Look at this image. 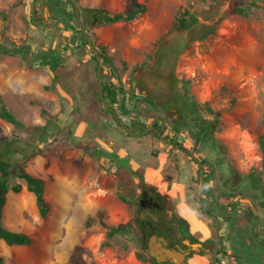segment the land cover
Returning <instances> with one entry per match:
<instances>
[{"label": "rangeland", "instance_id": "374dc122", "mask_svg": "<svg viewBox=\"0 0 264 264\" xmlns=\"http://www.w3.org/2000/svg\"><path fill=\"white\" fill-rule=\"evenodd\" d=\"M86 1L96 3L99 8H107L110 12L125 11L131 2ZM137 1L145 4L146 10L134 20L97 24L93 28L98 34L97 44L102 45L111 57L117 72L108 78L121 83L129 94L133 91L152 93L151 97L146 96L148 100H143L141 106H145V110L156 107L155 103L160 104V109L154 108V113L146 114V117L148 121L154 119L157 127L162 130L160 135L155 126H150L155 127L159 134L157 137L160 138H155L154 145L159 146L160 151L165 147L167 150L172 149V152L170 154L162 150L159 153V163L157 161V167L151 168L153 171L147 177L149 188L160 189L164 199L165 196L169 197L171 207L183 213L184 220L192 230L203 229L206 233L202 222L205 215L201 212V216L196 209H199L201 200L208 197L204 192L200 194L201 189L197 192L201 202H197L198 195L194 197L193 190L185 193L183 186L191 172L196 174L199 171V180H192L190 185L203 186L201 159L206 155L215 159L214 151L208 147L203 150L192 149V138L187 130H182L181 134L186 135L183 140H172V136L177 133L173 119L179 118L178 113L188 101L186 96L183 97L184 81H188L189 99L204 118L212 119L213 116L206 114L205 109H200L198 103L204 106L208 102L220 112L219 126L214 134L225 146L224 158L237 169L230 183H245L243 175L252 170L264 182V156L259 145L264 138V0H256L258 7L243 14L235 12L237 0ZM185 8L197 15V22L186 29L174 25L178 11ZM1 10L8 12L6 20L9 22L7 32L12 36L10 38L14 42L18 40L19 46L26 48L31 40L30 35L26 36V29L28 31L30 28L34 34V23H25L24 9L14 0H0ZM2 21L0 14V33L5 23ZM60 32H47L46 38L36 32L34 35L37 39L31 52L35 54L45 50L49 44L65 48L67 54L63 53L66 59L59 70L66 66L75 67L90 59L89 54H86V46L82 50L70 48L68 40H71L67 33L63 36L67 41L66 47H63ZM10 44L12 42L7 43L1 33L0 46L10 49ZM30 58V53L25 57L17 53L0 52V96L6 110L16 119L32 126H41L47 121L48 115L45 112L57 117L60 123H65L71 113V104L66 99H60L52 89L49 69L31 65L28 62ZM87 62L91 72L94 62ZM109 69L106 63L104 70L109 72ZM85 75L82 74L80 78L84 79ZM76 97L73 99L82 102L87 100V96L81 92H77ZM127 97L129 99L128 94ZM156 99L159 101L156 102ZM168 107L170 111L167 112ZM89 112L94 116L100 113L92 104ZM192 117L189 115L188 120H192ZM78 121L68 125L69 136L63 128L54 140L43 145L36 129L32 133L36 137L32 138L26 130L14 128L0 113V138L15 134L19 141L26 140L25 143L36 144L40 148L25 162V168L44 178V196L49 204L47 215L42 217L35 195L26 189L22 179L14 177L23 186L19 192L9 190L5 193L2 221L10 229L28 233L32 242L20 245L0 240L3 264H152L139 258L134 245H130L124 256H118L113 247L104 245L107 239L106 227L100 220L108 225L126 222L133 217L137 218L138 207L119 199L118 191H122L120 181L110 169L102 165L105 164L102 158L98 159L91 148L83 146L89 143V139L78 141L80 137H87L84 132L88 130V124L81 123L80 117ZM114 128L120 134V125L114 124ZM101 144L106 146L109 142L103 139ZM114 145L111 141V146ZM138 145L146 148V151L151 148L149 143ZM134 152L136 156H128L133 169L138 172L149 168L142 164L141 153ZM154 157L155 153L148 152L142 159L147 158L149 165L155 163ZM163 169L176 174L165 175L161 172ZM217 178L221 187L223 180L220 176ZM214 181L211 184H215ZM228 192L221 191L217 199L224 204L229 203V195L232 193ZM241 192L238 189L236 194L239 196ZM237 199L238 205L256 208L246 198ZM202 203L206 208L207 205ZM88 215H93L95 220L87 228L86 235H82ZM257 216L261 217L260 212ZM246 217L242 214L241 221ZM252 251L257 250L254 248ZM209 259L211 262V257Z\"/></svg>", "mask_w": 264, "mask_h": 264}, {"label": "trees", "instance_id": "16d2710c", "mask_svg": "<svg viewBox=\"0 0 264 264\" xmlns=\"http://www.w3.org/2000/svg\"><path fill=\"white\" fill-rule=\"evenodd\" d=\"M52 1L55 6L64 3L63 0ZM256 7H258L256 0H237L234 9L236 13L243 14ZM65 8L66 7L63 4L62 8L57 10L60 11L63 9L64 11L65 29H68L67 27L73 28V31L70 35V40L74 42H71L72 44H70V47L72 49L75 47L76 50H82L83 47L88 45L87 41L80 32L78 26L76 27L71 23L75 19L74 11H66ZM145 10V4L140 3L137 0H131L126 12H114L112 14L105 15L104 20L105 22H116L121 20L132 21ZM0 14L3 22H5L7 18L6 13L1 11ZM196 22V13L185 8L178 11L174 25L186 29L194 25ZM6 27L7 26L5 23H3L1 30L2 37L7 43L12 42V44H10V49L0 46V52H9L12 54L17 53L24 55L25 57L30 53L32 54V58H30L28 62L31 65H33V63L38 59L44 58L43 52L39 51L38 53L34 54L31 52V49L26 50L23 46H18L13 40L9 39L5 33ZM89 52L91 53V59H87V61L89 60L94 62L91 72L88 69V62L84 61L82 64L76 65L75 67L66 66L63 70L61 68V70H58L56 76L52 78V89L57 93L60 99H66V101L71 104V113L69 114V119L65 123H60L57 117L45 112L48 115V119L43 125L32 126L25 124L16 119L13 114L6 110L1 96L0 113L3 117L11 122L14 128L26 130L32 138H34V136L36 137L35 134L32 136L33 131L36 129V131H38L40 134L38 139L43 145H47L49 142L54 140L57 133L63 128L66 130L67 136H69L68 125H71V123L74 122H79L78 118L80 117L81 123L88 124V130L84 132V135H87V137H80V140L78 141L84 139V141H86V139H89V143L87 145L83 144V146L86 148H91V152L98 159L102 158L105 163L102 165L106 169H110L112 173L118 178V182L120 181L119 183L122 191H118L119 199L129 204H133L134 206H138L141 189L146 190L149 188V186H147L148 184L144 182V178L147 179V177L150 175L149 173L153 171L152 169L157 167L155 164H157V157L159 156V153H161L162 150H164L163 152L166 153L172 152V149L167 150L165 147L160 151L159 146L154 145L155 138L158 140L160 139L157 137L159 134L156 132L155 128L148 129V127L153 125L162 133V130L157 127L156 121L154 119L148 121V118L146 117V114L154 113V108L160 109L158 108L160 107V104L155 103L156 107L152 106L145 110V106L144 108L141 106L144 103L143 100H148L146 96L151 97L152 93L144 94L133 91L129 94L122 84L117 80L112 81L111 78H105L106 76L103 73V66L106 63L109 64L110 68L108 76H113L117 74V72L113 68L111 57L106 54L104 48H102L100 51L103 64L101 72L98 75L97 57L93 51ZM90 64L91 63H89V65ZM82 74H86L84 79L80 78ZM97 76L99 77L100 82L99 87L96 82ZM81 83L84 84L81 85ZM188 84V81H184L185 93L183 97L186 96L188 101L183 104L181 112L178 113V122L174 127L177 130V133H175L176 135L172 136V140H183L186 135L181 134L182 130H187L188 134L192 138L191 148L195 150H203L205 147H208L214 151L215 159H210V155H206L201 159L200 164L203 165V186H200V184L198 186L190 185L192 180H196L197 182L200 176V171L196 174L191 172V175L188 176L189 179H186V183L183 186L185 193H189L190 190H193L194 197H197V192L202 189L204 194L207 195L208 199L201 200L205 203V205H207L205 208L206 212L204 213V220L206 219L211 222L212 234L216 235L215 222L213 219H210L206 213H214V210H217L218 216H220L222 220L228 219L227 216L230 212H226L224 204L218 201L217 195L223 190L235 192L238 191V189H241L242 192L239 195L243 196L248 201H251L252 204L256 206V208L251 209L248 207L246 209L247 218H253L252 222L251 220L247 221L248 227L246 228L245 236L246 240L251 242L249 243L251 245H246L241 237H239L240 234L237 236V240L240 238V242L243 245L242 247L246 248V254L249 263L264 264V182L261 181L260 177L255 174L254 170H252L249 173L243 175L244 180H246L245 183L243 182L236 186L231 185L230 180L232 179L233 174L237 172V169L230 165L228 159L224 158L225 146L217 139L214 134L216 128L219 126L220 120L218 118L220 116V112L213 109L208 102H205L204 106L201 103H198V107L200 109H205L206 114H211L213 116L212 119L204 118L201 115L199 109L193 107L195 103L189 99L190 96L188 94ZM77 92L78 94L81 92L87 96L86 102L73 99L76 97ZM127 94L129 95V99ZM177 95L178 94H175V96ZM157 101H159V99H156V102ZM150 103L153 104L151 101ZM91 104L96 109H99L100 113L98 112L97 116L90 114L89 107ZM136 110L138 112H136ZM168 111H170L169 107L167 109V112ZM189 115L193 116L192 120H188ZM120 121H122L133 134H130ZM114 124L120 125L118 130L120 131V134L115 131ZM145 129L146 131L143 133ZM94 131L97 132V135ZM103 139H106L109 142V145L106 144V146H103L101 144ZM111 141L115 143L114 146H111ZM25 142L26 140L19 141L15 134L10 137L0 138V240H4L7 244L29 245L32 242L31 236L28 233L10 229L4 225L2 221L3 208L6 202L5 193L9 190L19 192L23 186L21 182L14 180V177L22 179L26 189L35 195L36 205L39 214L42 217H45L49 211V204L44 196V178L29 172L25 168V162L36 153V150H38L39 147L36 144ZM142 143H149L151 148L146 151V148L139 147L138 144ZM259 145L264 156V138L260 140ZM97 146L99 147L97 148ZM134 150L141 153L140 156L141 161L143 162L142 164L144 167L146 166V168H149L146 170L140 169L138 172L133 169L130 161L131 158L129 159L128 156H136V152H134ZM148 152L155 153V163L148 165L147 158L146 160L142 159L143 156ZM212 165H215L216 167L211 168ZM226 168H228V173L225 174ZM161 172L165 175H173V171L171 170L163 169ZM217 176H220L223 180V185L221 187L218 185ZM213 180H215V184H211V181ZM161 198L163 197L161 196ZM196 200L197 202H200V200L197 198ZM198 208L199 209L197 210L200 211L199 213L202 216L201 212L203 211L201 205H198ZM259 212L261 218L256 216ZM98 214H100V212H98ZM94 220L95 219L93 215L87 216L84 222L82 235H86L87 228L93 224ZM100 222L102 225H104V227H106L107 239L104 241V245L113 247L118 252V256L126 255L130 245H134L137 248V255L139 258L150 261L152 264L165 263L162 261H157L142 248V237L145 235L143 225L144 222L142 220L133 217L128 221L121 222L117 225H108L102 220H100ZM221 234L224 235L223 231H221ZM217 243L218 241L216 242V245ZM225 247L226 245L223 247V249H225ZM214 248H212L210 251H204L200 254V262L202 264H211V262H209V257ZM254 248H256V252L252 251ZM216 262L219 264L225 263L222 254H220L218 258L216 257ZM3 263L4 258L0 255V264Z\"/></svg>", "mask_w": 264, "mask_h": 264}, {"label": "flooded vegetation", "instance_id": "af4514ba", "mask_svg": "<svg viewBox=\"0 0 264 264\" xmlns=\"http://www.w3.org/2000/svg\"><path fill=\"white\" fill-rule=\"evenodd\" d=\"M63 1L64 3L61 4L65 5L66 7L65 10L66 11L73 10L75 13V19L72 21V23L76 27L78 26L80 32L87 41L88 45L86 47L88 49V52L86 54L87 55L89 54L90 56L91 53L89 51H93L92 48L94 47V45H96L100 49L102 48V46L97 44L98 34L95 30H93V28L99 22L105 21L104 14H106V10L108 9L99 8L96 5L90 6V5L82 4L79 2V0H63ZM21 3H18V5H21ZM22 7L25 13L28 12L26 5L23 4ZM60 8L62 7H60V5L55 6L52 0H33L31 5L29 6L31 16L27 17L24 14V16L26 17V20L25 18L24 20L27 25H29L30 22H33L36 27V31L34 32V34L36 32H39L40 35L43 36L44 38H46V34H48L47 32L55 33V32H60L61 30L59 35L62 36L63 47H66L67 41L63 39L64 38L63 36H65L64 33L66 32L69 35L73 31V28L67 27L68 29H65L66 27L64 26L65 24L64 23L65 15L63 13L64 11L63 9H61L60 11L57 10ZM31 28L32 30H35L33 29V27ZM30 30H31L30 28L28 29V31L26 30V36L30 35V39H31L30 45H27L25 48L26 50L33 48V45L35 44V39H37L35 38V35L32 34L33 32L32 33L30 32ZM87 37L90 40H92L93 42L92 44H90ZM68 42L71 43L74 41L68 40ZM40 51L43 52L44 58H49V59L56 58L59 60V64H57L53 69L54 76H52V78L55 77L58 70L60 69V67H62L66 59L65 58L66 54L64 53H66L67 50L65 48L55 47L49 44L47 49ZM132 82L133 80H131V83ZM173 122H174L173 127H175V125H177L178 122L177 118H174ZM172 173L173 176L176 174V172L174 171ZM144 182L146 184H149L148 180L145 178H144ZM239 183L240 182L238 181H234V183H231V185L236 186ZM237 192L238 191L228 192L230 194L232 193V195H229L230 196L229 203L227 202L224 204L218 200L220 203L224 204L226 212L227 213L230 212L227 216L228 219L222 220L221 217L218 216L217 210H214V213H210V214L206 213L207 216L210 219H213L215 222L216 235H213L211 229V223L206 219L202 220L204 226L203 228L206 229V233L204 232L203 229L192 230L184 220L183 213L177 211L176 208L171 207V202L169 197L165 196V199L161 198V196L163 197V194L161 193L160 189H157L156 187L147 188L146 190L141 189V192L139 194V203L137 206L138 207L137 218L144 222L143 225H144L145 235H143L141 242L143 249H145L147 253L149 252L148 243L151 237L150 235L154 233L156 234V239H155L156 242L157 241L160 242L164 247H168L173 250L176 249L177 251L181 252L184 255V259L180 262V264H191L192 262H194L195 264H199L200 254L203 253L204 251H210L214 247L216 248H214V250L210 255L212 264H219L216 262V257L218 258L220 254H222L224 257V262H225L224 264H237V263L239 264V261L240 264H251V262L250 263L248 262L246 248L242 247L243 245L240 242V238L239 240H237V236L240 234L239 237H241V239L246 245L251 243L250 241L246 240L245 236H246V228L248 227L247 221L251 220L252 222L253 218L248 219L246 217L243 218V220L241 221V215L243 214L244 217L247 214L246 212L247 208L243 207L241 204L238 205L237 198L241 199L244 197L240 195L238 196V194H236ZM201 193H203V191L200 192V194ZM198 198L199 200H201L199 193H198ZM232 199H235L236 201L233 202ZM202 202H201V206L203 207L204 205ZM202 209H203V213H205L206 212L205 207H203ZM150 210L158 215L157 219H153L148 214V211ZM196 212L199 213L198 210ZM221 231H223L224 235L221 234ZM159 237H163L166 242L164 243L163 241L159 240ZM217 241L218 243L216 245ZM225 245L226 247L225 249H223ZM156 256H161V255L160 253H155V256H151V257L157 259ZM159 261L168 264H174L173 262L170 261L169 257H165V260H159Z\"/></svg>", "mask_w": 264, "mask_h": 264}, {"label": "water", "instance_id": "95a60500", "mask_svg": "<svg viewBox=\"0 0 264 264\" xmlns=\"http://www.w3.org/2000/svg\"><path fill=\"white\" fill-rule=\"evenodd\" d=\"M88 38V37H87ZM88 41L90 42V44H92V40H90L88 38ZM93 50L95 51L96 55H97V58H98V71L100 70L101 68V65H100V54L99 52L96 50L95 47H93ZM59 64V60L58 59H49V58H41V59H38L37 61L34 62V65H41L43 67H46L47 69H49L50 71V74L51 76H54V67ZM97 84L99 85V79L97 78ZM149 128H152V127H149ZM155 128V127H153ZM158 130V129H157ZM159 131V130H158ZM159 134L161 135L160 131H159ZM148 214L153 218V219H157L158 218V215L154 212H152L151 210L148 211ZM150 240H149V254L151 256H155V253H160L161 256H156V260H165V257H169L170 261L173 262L174 264H180V262L184 259V255L177 251L176 249L173 250V249H170L168 247H164L162 246V244L160 242H156L155 239H156V234H151L150 235ZM159 240L163 241L164 243L166 242L164 240L163 237H159ZM200 245V244H198Z\"/></svg>", "mask_w": 264, "mask_h": 264}, {"label": "crops", "instance_id": "0c3cea01", "mask_svg": "<svg viewBox=\"0 0 264 264\" xmlns=\"http://www.w3.org/2000/svg\"><path fill=\"white\" fill-rule=\"evenodd\" d=\"M15 1V3L17 2V3H21V6L24 4V5H26V7H27V9H28V12H26L25 14L27 15V17H30L31 16V13H30V10H29V6L31 5V3H32V1L33 0H14ZM79 2L80 3H82V4H86V5H90V6H93V5H96L97 6V4L96 3H93V2H87L86 0H79ZM14 2H11V4H13ZM1 11H4V12H6V15H7V11H5V10H1ZM7 19V18H6ZM3 22V21H2ZM5 25L8 27L9 26V22L6 20L5 21ZM7 27H6V30H5V33L7 34V36L9 37V39H11L12 40V38H10V37H12V36H10L9 35V33L7 32ZM26 28V27H25ZM27 30V29H26ZM1 34V33H0ZM23 41V40H22ZM15 43L19 46V41L17 40V41H15ZM67 54V53H66ZM65 62V61H64ZM64 64V63H63ZM63 66V65H62Z\"/></svg>", "mask_w": 264, "mask_h": 264}, {"label": "clouds", "instance_id": "9594fccd", "mask_svg": "<svg viewBox=\"0 0 264 264\" xmlns=\"http://www.w3.org/2000/svg\"><path fill=\"white\" fill-rule=\"evenodd\" d=\"M131 3V2H130ZM130 5V4H129ZM129 7V6H128ZM128 7L126 8V10L128 9ZM126 10L125 11H117V12H126ZM112 13H114V12H110L109 10H106V14H104V16L105 15H109V14H112ZM121 21H125V20H121ZM117 22V21H116ZM72 23V22H71ZM105 23H112V22H103V21H101V22H99L98 24H105ZM73 24V23H72ZM66 33V32H65ZM69 35H71V33L69 34ZM68 35V36H69ZM71 43H69V45H70ZM102 46V45H101ZM94 47L96 48V50L99 52V54H100V51H101V49L103 48V46H102V48L100 49V48H98L96 45H94ZM71 48V47H70ZM93 49V48H92ZM93 52L95 53V51L93 50ZM107 54V53H106ZM95 55H96V53H95ZM90 57V59H91V56H89ZM96 57H97V55H96ZM55 59V58H54ZM89 59V60H90ZM100 60H101V62H100V65H101V68H102V58H101V55H100ZM97 61H98V58H97ZM98 63H99V61H98ZM98 63H97V71H98ZM33 65H34V63H33ZM35 66H41V65H35ZM105 66V65H104ZM103 66V67H104ZM101 68H100V70L98 71V75L100 74V72H101ZM104 70V69H103ZM103 73L105 74V76H106V78L108 79V72L106 71V70H104L103 71ZM114 76V75H113ZM97 78L99 79V77L97 76ZM97 78H96V80H97ZM98 85V84H97ZM99 85H100V82H99ZM99 85H98V87H99ZM203 170L201 169V175L203 176ZM203 180V179H202Z\"/></svg>", "mask_w": 264, "mask_h": 264}, {"label": "bare ground", "instance_id": "6f19581e", "mask_svg": "<svg viewBox=\"0 0 264 264\" xmlns=\"http://www.w3.org/2000/svg\"><path fill=\"white\" fill-rule=\"evenodd\" d=\"M28 193V192H27ZM23 197H25V196H23Z\"/></svg>", "mask_w": 264, "mask_h": 264}]
</instances>
